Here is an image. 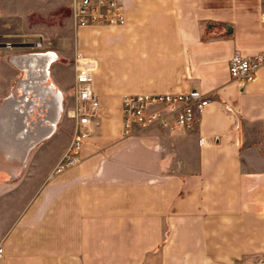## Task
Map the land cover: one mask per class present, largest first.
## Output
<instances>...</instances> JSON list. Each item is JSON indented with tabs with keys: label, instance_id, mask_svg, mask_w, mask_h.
I'll use <instances>...</instances> for the list:
<instances>
[{
	"label": "crops",
	"instance_id": "obj_1",
	"mask_svg": "<svg viewBox=\"0 0 264 264\" xmlns=\"http://www.w3.org/2000/svg\"><path fill=\"white\" fill-rule=\"evenodd\" d=\"M122 3L123 25L91 30L100 108L81 161L52 175L73 128L50 126V94L60 116L74 72L27 83L36 34L0 0V264H264V66L243 88L229 73L264 49V0ZM191 89L210 98L192 126L123 135L124 94ZM33 96L49 108L27 124Z\"/></svg>",
	"mask_w": 264,
	"mask_h": 264
},
{
	"label": "built area",
	"instance_id": "obj_2",
	"mask_svg": "<svg viewBox=\"0 0 264 264\" xmlns=\"http://www.w3.org/2000/svg\"><path fill=\"white\" fill-rule=\"evenodd\" d=\"M72 9V21L76 28L96 24L121 26L125 23L122 0H76ZM72 66L73 99L66 115L74 122L73 135L69 147L54 166L52 175L80 163L81 146L88 138L100 108L99 99L93 89L94 74L98 68L97 60L76 53ZM262 66L264 49L251 57L235 53L229 60V73L237 85L243 88L255 81L257 71ZM209 103L207 93L199 89L179 93L124 94L121 100L123 135L132 136L155 126L164 129L188 128L193 125L197 115L206 110Z\"/></svg>",
	"mask_w": 264,
	"mask_h": 264
},
{
	"label": "rangeland",
	"instance_id": "obj_3",
	"mask_svg": "<svg viewBox=\"0 0 264 264\" xmlns=\"http://www.w3.org/2000/svg\"><path fill=\"white\" fill-rule=\"evenodd\" d=\"M14 6L19 8L20 15L28 16L29 27L28 30L31 33L36 34L31 41H34V45L25 46V52L30 53H53L54 62L47 67L46 72V85H49L50 74L57 72L59 78L66 79L70 78V70H73V59L76 53H81L85 56H90L88 52L92 51L91 37L94 35L92 29H99V33L103 37H108V28L116 27L115 25H91L83 28H76L72 21L73 6L76 0H13ZM22 20L20 21L21 24ZM23 25V24H21ZM96 27V28H95ZM20 28V27H19ZM22 28V27H21ZM23 29V28H22ZM16 30V29H13ZM21 30V29H20ZM76 31L82 32V43L80 45L81 51L76 52L72 58L69 55L75 50V35ZM105 32V33H104ZM15 43V40H12ZM61 50L62 53H58ZM88 54V55H87ZM92 57V56H91ZM67 70V72H66ZM68 78V79H69ZM74 86V85H73ZM72 86V87H73ZM52 90L54 86L51 85ZM55 92H59L57 89ZM62 105L61 114L54 120L50 121V126L57 127L62 125L64 132L73 128V121L66 115V110L72 105L73 99V88L68 92L62 93ZM15 99V97H14ZM33 107L29 108L24 114V122L37 123L39 118H42L45 113H40L38 109L45 105L47 97L44 96H33ZM9 103L5 104L3 116L9 117ZM31 107V106H30ZM45 107V106H44ZM48 107V105H47ZM49 108V107H48ZM45 110H48L45 108ZM35 120H37L35 122ZM65 125V126H64ZM22 132V131H21ZM20 132V133H21ZM46 139V138H45ZM43 139V140H45ZM64 139V136H63ZM37 140V139H36Z\"/></svg>",
	"mask_w": 264,
	"mask_h": 264
},
{
	"label": "bare ground",
	"instance_id": "obj_4",
	"mask_svg": "<svg viewBox=\"0 0 264 264\" xmlns=\"http://www.w3.org/2000/svg\"><path fill=\"white\" fill-rule=\"evenodd\" d=\"M54 54L53 53H47L45 55L43 54H33L26 59H24L27 68L29 69V73L27 75L26 82L32 81L34 77V71L40 70L42 71V75H45L47 67L49 64H51L54 61ZM50 103H51V113L53 112V117L59 116V97L60 94L58 92H54L50 94ZM22 102H17L15 107H21ZM3 124V123H2Z\"/></svg>",
	"mask_w": 264,
	"mask_h": 264
},
{
	"label": "trees",
	"instance_id": "obj_5",
	"mask_svg": "<svg viewBox=\"0 0 264 264\" xmlns=\"http://www.w3.org/2000/svg\"><path fill=\"white\" fill-rule=\"evenodd\" d=\"M209 25H212V23H207L206 26H204L205 29H206V27L209 26ZM225 27H226L227 29H230V25H225Z\"/></svg>",
	"mask_w": 264,
	"mask_h": 264
},
{
	"label": "water",
	"instance_id": "obj_6",
	"mask_svg": "<svg viewBox=\"0 0 264 264\" xmlns=\"http://www.w3.org/2000/svg\"><path fill=\"white\" fill-rule=\"evenodd\" d=\"M46 72H47V71H46ZM48 105H49V103H48ZM30 106H31V105H30ZM32 107H33V106H31V108H32ZM29 108H30V107H28L27 110H28ZM44 108H45V107H44ZM44 108H43V109H42V108H39L38 111H39L40 113H43V112H44V111H43Z\"/></svg>",
	"mask_w": 264,
	"mask_h": 264
}]
</instances>
